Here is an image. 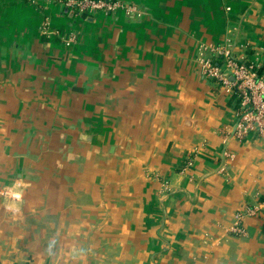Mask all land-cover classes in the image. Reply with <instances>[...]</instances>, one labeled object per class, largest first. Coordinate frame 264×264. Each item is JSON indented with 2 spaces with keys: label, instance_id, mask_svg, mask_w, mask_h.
Returning <instances> with one entry per match:
<instances>
[{
  "label": "crops",
  "instance_id": "0c3cea01",
  "mask_svg": "<svg viewBox=\"0 0 264 264\" xmlns=\"http://www.w3.org/2000/svg\"><path fill=\"white\" fill-rule=\"evenodd\" d=\"M120 1L0 0V264H264V126L195 62L264 66V0Z\"/></svg>",
  "mask_w": 264,
  "mask_h": 264
},
{
  "label": "built area",
  "instance_id": "2783aa9c",
  "mask_svg": "<svg viewBox=\"0 0 264 264\" xmlns=\"http://www.w3.org/2000/svg\"><path fill=\"white\" fill-rule=\"evenodd\" d=\"M31 1L56 2L76 14L94 12L110 14L117 10L126 15L138 13V9L134 5L120 0ZM72 40L73 36L68 37L65 44ZM195 62L202 77L215 80L224 93L235 94L237 106L232 136L236 140H240L247 130L264 126V66L261 67L253 62L235 58L228 40L219 44L200 45ZM0 193L12 200L19 198V194L10 188L3 189ZM6 208L9 209L8 206ZM257 210L258 208L253 206L235 212L233 222L228 230L234 234H243L244 231L239 225L240 218L243 215L253 214Z\"/></svg>",
  "mask_w": 264,
  "mask_h": 264
},
{
  "label": "trees",
  "instance_id": "16d2710c",
  "mask_svg": "<svg viewBox=\"0 0 264 264\" xmlns=\"http://www.w3.org/2000/svg\"><path fill=\"white\" fill-rule=\"evenodd\" d=\"M231 95L235 96V94H234V93H233V94H231Z\"/></svg>",
  "mask_w": 264,
  "mask_h": 264
}]
</instances>
